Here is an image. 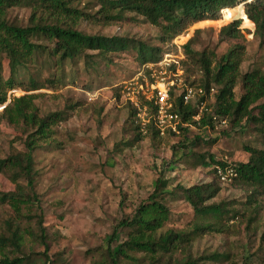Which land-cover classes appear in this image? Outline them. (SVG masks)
Instances as JSON below:
<instances>
[{
	"label": "rangeland",
	"instance_id": "1",
	"mask_svg": "<svg viewBox=\"0 0 264 264\" xmlns=\"http://www.w3.org/2000/svg\"><path fill=\"white\" fill-rule=\"evenodd\" d=\"M73 6L84 12L74 27L85 34L124 37L136 44L159 47L161 57L168 53L171 58L180 55L176 46L179 47L186 34L189 36L181 47L193 38L195 50L213 51L218 58L232 44L240 42L245 46L241 73L255 68L264 72V44L254 34L255 26L253 30L237 28L242 38H220L214 23L196 24L197 21L177 36L162 37L160 26L134 13L110 22L88 17L87 14L92 16L99 10L98 0H81ZM31 11L29 6L10 7L6 18L24 26ZM225 11L226 8L220 10L223 15ZM240 23L238 20L237 24ZM42 42L52 51L56 48L52 41ZM181 51L183 57L178 65L185 76L182 63L185 54L182 48ZM86 54L66 59L58 68L54 56L42 51L36 52L24 68L12 69L3 60L5 78L12 75L16 81V86L7 92L5 103L13 96L31 95L40 116L51 112H60L62 116L51 125L50 137L40 141L34 151L35 196L32 204L22 209L25 216L20 219L24 229L22 254L29 258V264H110L107 250L115 251L126 239L127 231L121 228L112 239L113 230L148 197L157 179L168 180L169 189L176 185L213 183L219 189L208 203L225 202L228 208L237 211L236 217L216 220L221 232L201 233L187 248L175 250L171 257L164 255L161 263L218 253L222 256L220 260L203 259L201 264H264V240L261 239L264 194L240 183L220 184L211 165L192 167L193 157H183L185 152L204 153L216 158L227 155L231 162H244L249 156L245 147H262L256 126L245 120L240 124L227 121L218 135L203 137L208 141L193 140L194 132L188 138L151 135L138 138L129 118L130 110L113 88L137 72L142 63L137 50L103 53L88 50ZM197 74H190V78ZM241 92L238 83L235 96ZM25 137V133L21 134L0 116V159L23 150ZM18 182L25 184L23 179ZM14 189L15 183L0 172V191ZM163 197L170 210L163 230H189L196 219L192 208L179 194ZM9 217H13L12 210L0 203V233L5 232L4 221ZM208 221L214 219L202 220ZM39 228L43 230V237L39 235ZM130 254L137 259L120 257L119 264H149L148 255Z\"/></svg>",
	"mask_w": 264,
	"mask_h": 264
},
{
	"label": "trees",
	"instance_id": "2",
	"mask_svg": "<svg viewBox=\"0 0 264 264\" xmlns=\"http://www.w3.org/2000/svg\"><path fill=\"white\" fill-rule=\"evenodd\" d=\"M81 0H0V105L1 118L16 127L21 134H26L22 140L23 150L15 151L0 159V172L4 173L13 183L15 189L0 191V203L7 204L13 217L4 221V233H0V264H29V258L22 254L23 231L20 219L25 216L24 207L32 204L34 192V151L39 142L51 135V125L62 119L60 112H51L40 116L33 104L31 95L13 96L7 101V92L16 86L11 75L5 78L3 60H7L13 68H24L38 52H46L54 56L56 68L66 59L86 56V51L123 52L135 48L142 62L161 58V48L135 43L133 40L120 36L90 35L74 27L76 19L84 12L73 6ZM99 10L92 16L97 21H117L126 17V13L137 14L153 25L160 26L162 37L177 36L191 24L214 23L218 36L242 38L237 28H249L264 44V0H242L246 2L244 9L238 0H98ZM15 6H29L32 11L26 25H16L8 21L7 10ZM226 8L224 15L220 10ZM44 12V13H42ZM37 13H39L37 15ZM67 19L70 20L66 21ZM241 20L240 25L237 21ZM254 23V24H253ZM186 34L181 44L187 39ZM44 40L54 42L56 48L52 51ZM193 38L183 46L185 54L182 61L186 75L184 79L191 84L218 87L216 93L215 112L227 118L231 124H240L243 120L256 126L262 139V147H245L249 153L244 162H231L237 171V176L230 184L240 183L251 186L255 192L264 194V72L255 68L241 73V63L245 57L244 44H232L219 58L213 51L195 50L192 47ZM11 69V71H12ZM13 72V71H12ZM191 75L199 73L193 78ZM191 79V80H189ZM241 84L242 92L235 96V87ZM114 93L121 96V83L116 85ZM34 89V88H32ZM180 108H186L180 105ZM130 110L131 124L138 138L151 135L158 137L157 132L150 128L143 135L134 124L133 112ZM184 138H188L183 136ZM21 138V137H19ZM195 141H208L196 134ZM183 157H193L192 167L211 165L214 172L215 164L223 162L212 154H195L185 152ZM215 174V173H214ZM216 176V175H215ZM23 179L25 184L18 181ZM219 182L218 178L216 177ZM220 183V182H219ZM222 184V183H220ZM168 180L157 179L155 187L148 197L140 202L131 215L122 218L113 230L112 239L121 228L126 229V239L115 251L107 250L110 264H119V258L137 259L130 253L148 255L149 264L160 262L164 255L171 257L178 249H185L201 233L222 231L216 226V220L236 217L237 211L228 208L227 203H214L209 200L218 193V187L213 183L193 184L188 187L179 185L170 188ZM179 194L192 208L196 217L189 230H163L170 217V210L164 202L163 195ZM204 218L214 221L202 222ZM40 226V225H39ZM41 237L43 230L39 228ZM264 240V233L261 236ZM18 252V254H16ZM45 254V253H44ZM222 258L218 253L195 259H176L174 263L168 259L165 264H201L200 260L214 261Z\"/></svg>",
	"mask_w": 264,
	"mask_h": 264
},
{
	"label": "built area",
	"instance_id": "3",
	"mask_svg": "<svg viewBox=\"0 0 264 264\" xmlns=\"http://www.w3.org/2000/svg\"><path fill=\"white\" fill-rule=\"evenodd\" d=\"M176 47L180 55L171 58L166 53L157 60L144 61L133 77L121 83L123 104L132 110L134 124L143 135L153 128L161 138L189 137L190 132L214 137L228 121L215 112L218 87L188 83L178 65L182 47ZM219 160L224 165L215 164L214 173L220 183L228 184L237 171L227 155Z\"/></svg>",
	"mask_w": 264,
	"mask_h": 264
},
{
	"label": "water",
	"instance_id": "4",
	"mask_svg": "<svg viewBox=\"0 0 264 264\" xmlns=\"http://www.w3.org/2000/svg\"><path fill=\"white\" fill-rule=\"evenodd\" d=\"M245 3H246V2H243V3H242V6H244V5H245Z\"/></svg>",
	"mask_w": 264,
	"mask_h": 264
}]
</instances>
